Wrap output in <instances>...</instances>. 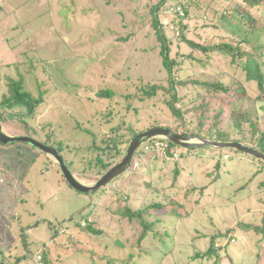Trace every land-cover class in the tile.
Listing matches in <instances>:
<instances>
[{
    "label": "rangeland",
    "instance_id": "1",
    "mask_svg": "<svg viewBox=\"0 0 264 264\" xmlns=\"http://www.w3.org/2000/svg\"><path fill=\"white\" fill-rule=\"evenodd\" d=\"M159 1L0 0V102L8 93L10 79L21 77L29 92L36 97L42 93L44 99L34 115L27 116V124L5 117L6 131L44 143L47 134L55 131L54 137L65 142L63 156L68 164L73 162L72 169L86 183L96 182L99 178L82 165L78 148L91 146L104 133L100 121L84 108L83 97L94 96L108 84L120 95L135 90L134 82L155 83L167 78L162 42L152 25L151 10ZM180 3L190 4L188 18ZM240 4L241 0H166L160 7L159 18L169 49H173L174 56L177 51L184 56L180 78L191 80L204 73L203 67L187 55L205 58L182 40V26L188 29V39L203 45L226 42L239 46L241 51H251L249 45L239 44L248 36L234 9ZM175 5L183 8V17L171 13ZM228 5L232 7L226 8ZM251 13L264 27V6ZM255 36L249 40L256 41ZM259 42L264 44L263 31ZM211 60L221 71L233 72L223 56L212 55ZM208 70L211 72V67ZM174 72L178 76L176 68ZM219 105L217 102L214 107ZM177 106L182 107V103ZM233 107L240 112L253 107L261 127L256 136L263 133L264 101L244 98L229 109ZM127 118L132 119L130 114ZM155 121L167 127L173 123L162 101L157 107L144 108L136 126H152ZM232 124L225 116L222 128L239 138ZM51 146L58 147L54 143ZM159 147L149 148L154 152L148 151L141 166L135 165L137 175L120 176L91 198L73 189L44 153L24 143L0 146V264L125 261L135 252L143 228L137 221L131 224L128 218L115 213L118 206L124 205L133 211L149 208L146 220L156 223V231L168 232L174 239L168 248L171 254L162 262L156 259L135 264H199L193 261L196 252L209 246L210 236L227 231H231V240L216 246L228 244L234 264H264V164L232 150V159L224 153L229 151L212 154L205 149H192L196 151L191 155L170 159ZM219 160L224 163L220 179L215 182L212 174L216 175ZM177 162L181 174L174 182ZM192 187L206 188L202 193L187 195ZM157 203L165 208L150 207ZM186 213L190 215L185 217ZM87 218L103 234L94 235L81 228L80 222ZM243 224L252 229L246 232ZM118 239L126 242V247L120 248ZM154 244L157 246L158 240ZM143 246L147 248L146 243ZM76 249L82 253H76ZM103 257L112 263L101 261ZM222 264L231 262L224 257Z\"/></svg>",
    "mask_w": 264,
    "mask_h": 264
},
{
    "label": "trees",
    "instance_id": "2",
    "mask_svg": "<svg viewBox=\"0 0 264 264\" xmlns=\"http://www.w3.org/2000/svg\"><path fill=\"white\" fill-rule=\"evenodd\" d=\"M165 1L166 0H160L157 5L153 6L151 13L152 25L156 30L158 38L162 42L161 57L163 67L168 73L167 78L155 83L145 80L137 81L138 83L134 82L135 88L137 87L135 90L120 95L111 87L112 85L110 86L108 84L99 89L94 96L84 95L85 97H83L84 108L92 112V116L100 121L104 133L101 139L95 140L91 146L83 149L78 148L80 149L78 153H80L79 159L83 163L82 165L85 169L88 168V171L96 175L97 178L104 176L123 159L129 144L140 133L147 129L161 126L160 121H155L152 126H136V122H139L142 110L150 106L157 107L161 101L168 107L171 117L173 118V123L169 125L168 128L179 129L182 133L194 134L210 140L248 143L264 153V130L260 136H256V132H259L261 127L259 121L254 116V108L251 107V109L246 112H240L234 109V107L229 109V106L236 104L244 98H253L254 102L264 101V44L259 42L262 31L264 32V27L256 23L257 19L251 13V10L260 9L264 6V0H241L242 4L234 7L236 13L242 18L244 33L248 34L239 44L249 45L251 51H241L239 46L226 42L214 46L203 45V43L195 42L193 38L188 39L186 37L188 29L185 26L180 28V37L182 40L187 41L193 50L205 55V58L197 57L194 54L186 56L187 59L195 61L203 67L202 71H204L200 78L195 77V79L191 80L180 78L179 72L184 63V56L181 57L178 51L175 56L173 55V49L172 51L171 48L169 49V42L163 33V25L159 18V9ZM213 1L214 0H208L209 3H213ZM180 5L184 8L186 17L188 18V6H190V4L186 6L184 3H180ZM228 6L229 7L226 8L232 7L230 5ZM221 17L225 18V15L222 14ZM254 34H256L255 37L257 39L251 42L249 37H253ZM212 55L223 56L225 59L229 60V66L233 69V72H223L218 66L212 64ZM242 61H244V64H242ZM209 67H211V72H208ZM175 68L178 72V76L174 74ZM189 86L191 87L189 88ZM179 89H181V91ZM217 102H219L220 105L214 107V104ZM43 103V94L41 93L40 96L36 97L29 92L26 89L23 77L18 80L10 79L8 93L3 96L0 102V118L3 121L5 117L14 120L18 118L19 121L27 124V116L34 115L36 109L41 107ZM178 103H182V107H178ZM15 108H19L22 111L16 113L13 111ZM101 108H104V110H100ZM129 114L132 117L130 121H128L127 118ZM225 116L233 121V128L237 131L239 138L233 137L231 133L222 128ZM191 117L195 118V120ZM191 125H195V128H192ZM207 125H209L208 128H206ZM47 135L48 139H46V143L49 145H51V143L57 145L58 147L55 148L63 155L64 149L66 148L65 142L54 137V135H56L55 131ZM50 137H53V139L51 140ZM156 142L158 141L151 142L147 144L146 147L152 148ZM162 143L167 145L164 151L166 157L170 159H174L175 155L180 158L189 154L191 155L190 152L196 151L192 149H178L173 144L165 141H162ZM0 146H3V144L0 143ZM146 147L137 153L131 170L126 172L121 178L127 177L130 174H138L135 165L139 164V166H141L148 151L154 152ZM210 152L212 154L214 153L212 151ZM224 153L229 154V158L232 159L230 151ZM223 163V161L219 160L216 165V175L212 174L215 182L220 179ZM69 165L71 168L74 166L73 162H69ZM180 174L181 169L177 162L173 177L174 182H177ZM149 182L150 181L146 182V186ZM205 188L192 187L187 195H191L197 191L202 193ZM126 193L129 196L130 192ZM175 205L180 206L178 202H176ZM150 207L153 209L165 208L164 204L161 203L153 204ZM148 209L149 208L133 211L129 206L124 205L118 206L115 210V213L118 214L120 218H128L131 224L137 221L143 228V233L137 242L138 246L135 247V252H132L127 260L121 261L118 264H135L139 261L154 262L153 260L156 259L162 262L166 256L171 254L172 250H168V248L174 244L173 235H169L168 232L162 234L156 231V223L146 220L145 212ZM189 215L190 213H186L185 217ZM83 222H85L84 226L82 224ZM80 226L94 235L103 234L101 230L95 228L93 221L88 222V218L82 220ZM241 227L246 232L252 229L250 225L243 224ZM255 230L258 231V233L262 232V229L259 228ZM230 233L231 231H227L225 233H217L210 236L209 246L205 247L204 250H200L201 252H196L197 254L194 255L193 261L195 260L199 262V264H222V260L225 257L231 264H234V261L228 253V244L224 247L216 246L218 243H223L226 239L231 240ZM155 240H158L157 246L154 244ZM125 243L126 242H123L121 239H118L116 242L120 248L126 247ZM143 243L147 244L148 249L144 248ZM149 245H153V247ZM75 251L76 253H82V251H78L77 249ZM100 260L112 263V260L106 257Z\"/></svg>",
    "mask_w": 264,
    "mask_h": 264
},
{
    "label": "water",
    "instance_id": "3",
    "mask_svg": "<svg viewBox=\"0 0 264 264\" xmlns=\"http://www.w3.org/2000/svg\"><path fill=\"white\" fill-rule=\"evenodd\" d=\"M154 141H165L183 149H205L210 151H238L244 155L250 156L264 164V153L256 147L242 142L232 141L223 142L210 140L194 134L182 133L179 130L168 127H155L140 133L130 144L123 159L109 170L104 176L90 184L83 181L79 175L69 166L64 156L57 148L47 143L41 142L30 136H15L9 134L0 118V143L10 145L13 143H24L34 150L44 153L53 164H55L66 182L76 191L88 195L91 198L97 194L103 187L111 184L116 178L123 176L128 172L136 158L137 153L146 147L147 144Z\"/></svg>",
    "mask_w": 264,
    "mask_h": 264
},
{
    "label": "built area",
    "instance_id": "4",
    "mask_svg": "<svg viewBox=\"0 0 264 264\" xmlns=\"http://www.w3.org/2000/svg\"><path fill=\"white\" fill-rule=\"evenodd\" d=\"M171 13L174 14V15H177V16H181V17H183V16L185 15V14H184V10H183V8H182L181 6H179V5H175V6H173V7L171 8ZM155 146H156V147L160 146L159 149H161V150H165L167 145H165L164 143H162V141H158V142L155 143V145H154L152 148H155ZM146 148H147V147H146ZM147 149H149V148H147ZM150 149H151V148H150ZM175 156H176V155H175ZM176 157H177V156H176ZM82 224H83V226H84V225H85V222H83ZM38 258L41 260V257H40V256H38Z\"/></svg>",
    "mask_w": 264,
    "mask_h": 264
}]
</instances>
